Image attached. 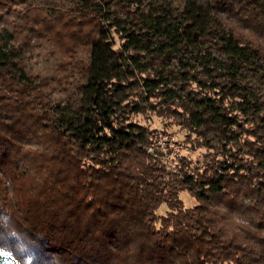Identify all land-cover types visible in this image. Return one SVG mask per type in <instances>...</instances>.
Masks as SVG:
<instances>
[{
	"label": "trees",
	"instance_id": "1",
	"mask_svg": "<svg viewBox=\"0 0 264 264\" xmlns=\"http://www.w3.org/2000/svg\"><path fill=\"white\" fill-rule=\"evenodd\" d=\"M0 252L264 264V0H0Z\"/></svg>",
	"mask_w": 264,
	"mask_h": 264
},
{
	"label": "rangeland",
	"instance_id": "2",
	"mask_svg": "<svg viewBox=\"0 0 264 264\" xmlns=\"http://www.w3.org/2000/svg\"><path fill=\"white\" fill-rule=\"evenodd\" d=\"M150 120L152 128L155 129V131L153 132V135H155V138L153 140L154 142H159L162 146L168 145V148L171 149V152L174 150V152H176L178 155H186L192 160H195L200 156V153H202L203 150L197 149L192 151L188 147H181L179 140L183 139L185 133L184 130H180L175 126L166 128L167 126L164 125L163 120L154 115H151ZM173 138L175 140H173ZM174 152H172L168 157H174ZM179 198L182 200L185 207L190 208L196 205V200L187 191H181L179 193ZM166 212L167 207L165 204H161L157 209V213L160 215H163ZM0 264L15 263L10 259V257L6 253L0 252Z\"/></svg>",
	"mask_w": 264,
	"mask_h": 264
},
{
	"label": "built area",
	"instance_id": "3",
	"mask_svg": "<svg viewBox=\"0 0 264 264\" xmlns=\"http://www.w3.org/2000/svg\"><path fill=\"white\" fill-rule=\"evenodd\" d=\"M157 144H158L160 147H164V148H165V146L160 145L159 142H158ZM172 152H174V150H173ZM172 152H171V153H172ZM171 153H169L168 156H169ZM173 155H174V157H177V153H176V152H174ZM171 157L174 158L173 156H171ZM168 158H169V157H168Z\"/></svg>",
	"mask_w": 264,
	"mask_h": 264
}]
</instances>
